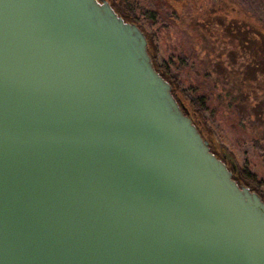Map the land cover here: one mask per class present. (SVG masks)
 <instances>
[{
  "label": "water",
  "instance_id": "water-1",
  "mask_svg": "<svg viewBox=\"0 0 264 264\" xmlns=\"http://www.w3.org/2000/svg\"><path fill=\"white\" fill-rule=\"evenodd\" d=\"M108 0H0V264H264V200Z\"/></svg>",
  "mask_w": 264,
  "mask_h": 264
},
{
  "label": "rangeland",
  "instance_id": "rangeland-1",
  "mask_svg": "<svg viewBox=\"0 0 264 264\" xmlns=\"http://www.w3.org/2000/svg\"><path fill=\"white\" fill-rule=\"evenodd\" d=\"M112 3L133 18L136 21L133 23L145 33L158 67L177 83L191 112L198 109L197 116L203 122L204 130L214 139L213 146L227 160L228 168L231 171L233 168L239 179L246 180L250 185L247 187L264 192V150L255 147L254 140L264 126L262 123L252 126L249 122L257 119L255 109H250L257 105L251 101L249 107L242 93L237 92L235 111L239 114L248 112L249 115L244 120L234 119L229 114L232 109L225 106L224 98L213 89L216 79L219 88L221 84L239 87L232 77L228 80V73L231 70L241 72L256 60L261 66L256 72L258 81L264 73L262 56L256 57L251 49L255 38L251 34L248 40L244 37L246 30L254 31L253 24L264 20L262 12L254 11L255 0H112ZM239 25L244 30L238 32ZM149 53L151 55V51ZM209 73L210 77H205ZM201 80H204V91L214 90L209 91L211 105L202 107V110L198 98L192 96L195 82ZM255 84L258 86L257 82ZM260 93L257 90V94ZM212 104L219 105L220 109L217 106L215 109ZM259 144L261 146L262 142ZM246 173L252 174L255 180H247Z\"/></svg>",
  "mask_w": 264,
  "mask_h": 264
},
{
  "label": "trees",
  "instance_id": "trees-1",
  "mask_svg": "<svg viewBox=\"0 0 264 264\" xmlns=\"http://www.w3.org/2000/svg\"><path fill=\"white\" fill-rule=\"evenodd\" d=\"M110 3H111V6L115 9V11L125 20V21H128V22H136L133 18L125 15L122 13V11H120L118 9V7L116 8L113 3H112V0H110ZM254 11H259V12H262L261 14H264V0H255V9ZM247 26V24H246ZM239 31H242L244 30V27H242L241 25L238 26ZM254 31H251V30H246L244 32V37L246 38L247 37V40L249 39V35L251 34L254 38H255V45H253V43L251 42V44L253 45V47L251 49H254V55L257 57L258 55H261L262 56V63L264 64V20H259L257 22V24H253V27ZM151 42L148 40V50L149 52L151 51V56L153 58V64L156 68V70L164 77L166 78L170 83H171V86H172V94L175 96V98L184 106L185 110H187V112L189 113L190 115V118L192 119V121L194 122V124L196 125V127L198 128V130L200 131L201 135L203 136V138L207 139L208 142H209V147H210V150L211 152H213L217 157H221V155L217 152V150L215 149V147L213 146L215 144L214 142V139L210 136L209 133H207L204 128H203V122L200 120V118L197 116L199 115V113L197 112L198 109H196V111L194 110V113L191 112V109H190V105L189 104H186L184 102V96L181 95V92L180 90H178V87H177V83L174 81V80H171L170 77L166 74L165 71L161 70L159 67H158V64L156 63V58L154 56V53H153V50H152V47H151ZM246 43V41H245ZM256 60V58H255ZM257 61V62H256ZM254 63L250 62L247 67H245V69L241 72H235L234 70H231L229 73H228V80L230 79V77L233 78V81L238 83L239 84V87L235 88L234 85H230V86H223L221 84V88L218 87V83H217V80H215V87L213 88L216 93H217V90H218V95L222 98H224L223 102L227 104H225V106L228 108V109H232L230 111H233V112H230L229 114L230 115H233L234 119H237V120H244L245 117H247L249 115L248 112H244L242 114H239L238 112L235 111V97L237 95V92H241L242 95L244 96L245 98V101L247 103H249V107L251 106V101H253L254 103H256L257 106H253L252 108H250L251 110L252 109H255V118L257 119H254L252 121H249L250 123H252V126H254V123H256V125H261V123L263 124L264 126V73L262 74V76L259 78V81H258V78L256 76V72L259 71L260 67L259 66V60H256ZM210 74H207L205 77L209 78L210 77ZM204 79V78H203ZM258 83V86H256L255 83ZM204 83V80H201V81H198V82H195V88L193 89V94L192 96L193 97H197L198 100L200 101V104L198 106H200V109L202 110V107L205 108L208 107L209 108V105H211V94L210 92L214 91V90H210L209 91H204L202 89V85ZM246 87V88H245ZM245 88V89H244ZM257 90H260V94H257ZM244 91H247V93H244ZM254 95V97L250 98V95ZM192 100V99H191ZM244 100V99H243ZM213 105V104H212ZM221 105V104H220ZM214 108L216 109V106L217 108H219L220 106L219 105H213ZM199 109V110H200ZM220 109V108H219ZM254 111V110H253ZM252 116V115H251ZM259 119V120H258ZM255 140V147H259L261 150H264V128H262L261 130V133L259 134V136H255L254 138ZM259 141L262 142L261 146L260 144L258 145ZM233 173V178L234 180L238 183V184H243V185H249V183L246 181V180H241V178L239 179L234 171H232ZM246 178H248L247 180H255L254 176L252 174H249V173H246ZM251 190H255L256 192H258L255 188L253 187H250ZM259 195L261 196V198L264 200V192H258Z\"/></svg>",
  "mask_w": 264,
  "mask_h": 264
},
{
  "label": "flooded vegetation",
  "instance_id": "flooded-vegetation-1",
  "mask_svg": "<svg viewBox=\"0 0 264 264\" xmlns=\"http://www.w3.org/2000/svg\"><path fill=\"white\" fill-rule=\"evenodd\" d=\"M217 152H218V151H217ZM221 158L223 159V157H222V156H221ZM223 161L225 162V161H227V160H224V159H223ZM225 163H226V162H225ZM232 171H233V168H232Z\"/></svg>",
  "mask_w": 264,
  "mask_h": 264
}]
</instances>
